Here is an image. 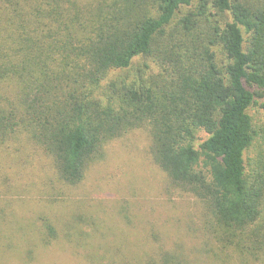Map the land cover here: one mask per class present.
<instances>
[{
    "label": "trees",
    "instance_id": "trees-1",
    "mask_svg": "<svg viewBox=\"0 0 264 264\" xmlns=\"http://www.w3.org/2000/svg\"><path fill=\"white\" fill-rule=\"evenodd\" d=\"M263 98L264 0H0V236L10 205L31 203L41 224L20 230L21 261L75 246L58 219H75L110 145L143 136L160 189L191 199L220 249L201 261L178 232L157 235L161 264L259 263L264 152L249 151L264 127L249 111ZM19 165L41 179L34 195L11 190Z\"/></svg>",
    "mask_w": 264,
    "mask_h": 264
},
{
    "label": "rangeland",
    "instance_id": "rangeland-1",
    "mask_svg": "<svg viewBox=\"0 0 264 264\" xmlns=\"http://www.w3.org/2000/svg\"><path fill=\"white\" fill-rule=\"evenodd\" d=\"M249 114L255 127H264V98L257 101ZM146 150L147 142L143 136L109 146L106 158L91 169L90 177L83 184L84 189L74 195L77 202L71 209L77 212L75 219L70 217L73 213L65 215L66 212L61 220L58 219L66 240H75V246L60 245L36 264H93L85 258L86 254L92 255L89 258L97 257L104 264L131 263L136 255L135 264H161L162 248L155 244L159 249H152L154 243L150 245L149 241L155 242L157 235L171 239L172 232H178L177 237L188 245L194 259L198 257L208 262V253L210 250L214 252L213 247L220 253L215 243L211 246L215 241L210 238L194 205L191 206L192 200L188 206L187 202L170 198L169 192L163 193L160 189L161 178L150 168ZM262 152L264 142L257 141L250 149L249 157L255 159ZM22 165L15 169L18 172L24 170L28 177L22 173L18 177L14 175L17 172H11L10 179L14 180L11 190L17 192L23 187L18 184L21 179L27 188L29 186V194L34 195L38 191L33 185L41 184V179H32ZM39 190L41 193L45 191ZM19 205H10L4 220L9 231L0 236V264H26L21 258L27 256L28 247L20 238V230L25 228L31 232L41 224L39 217L42 213L32 209L31 203L23 208ZM62 210L66 209L61 207L60 212ZM140 238L142 244L131 241H141ZM217 259L221 261L219 264H244L225 252ZM255 264H264V259Z\"/></svg>",
    "mask_w": 264,
    "mask_h": 264
}]
</instances>
